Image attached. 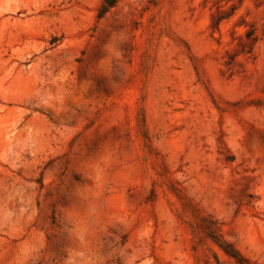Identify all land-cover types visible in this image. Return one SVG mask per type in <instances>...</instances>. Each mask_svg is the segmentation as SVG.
Returning <instances> with one entry per match:
<instances>
[{
  "label": "rangeland",
  "instance_id": "1",
  "mask_svg": "<svg viewBox=\"0 0 264 264\" xmlns=\"http://www.w3.org/2000/svg\"><path fill=\"white\" fill-rule=\"evenodd\" d=\"M0 0V264H264V0Z\"/></svg>",
  "mask_w": 264,
  "mask_h": 264
},
{
  "label": "trees",
  "instance_id": "2",
  "mask_svg": "<svg viewBox=\"0 0 264 264\" xmlns=\"http://www.w3.org/2000/svg\"><path fill=\"white\" fill-rule=\"evenodd\" d=\"M114 4V0H106L105 6H111ZM214 242L231 258H233L238 264H258L252 262L248 257L239 251L231 242L225 240L220 234L212 232L210 234Z\"/></svg>",
  "mask_w": 264,
  "mask_h": 264
}]
</instances>
